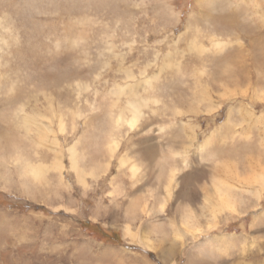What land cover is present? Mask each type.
<instances>
[{
	"label": "rangeland",
	"instance_id": "1",
	"mask_svg": "<svg viewBox=\"0 0 264 264\" xmlns=\"http://www.w3.org/2000/svg\"><path fill=\"white\" fill-rule=\"evenodd\" d=\"M147 261L264 264V0H0V264Z\"/></svg>",
	"mask_w": 264,
	"mask_h": 264
},
{
	"label": "bare ground",
	"instance_id": "2",
	"mask_svg": "<svg viewBox=\"0 0 264 264\" xmlns=\"http://www.w3.org/2000/svg\"><path fill=\"white\" fill-rule=\"evenodd\" d=\"M132 107H133V106H132ZM133 118H135V114H134ZM130 123H131V121H130ZM126 158H127V157H126ZM76 165H77V164H76ZM26 167H27V166H26ZM73 167H76V166H73ZM131 167H132V166H131ZM132 168H133V167H132ZM132 171H133V170H132ZM132 171H131V172H132ZM133 175H134V174H133ZM5 179H6V178H5ZM251 192H252V191H251ZM226 193H227V192H226ZM237 195H238V194H237ZM247 195H248V194H247ZM239 196H240V195H239ZM234 197H235V196H234ZM229 199H230V198H229ZM227 200H228V199H227ZM228 201H229V200H228ZM231 203H232V202H231ZM231 203H230V205H231ZM233 204H234V203H232V205H233ZM123 232H124V231H123ZM125 234L128 235L129 238H132V239L135 238V237H134L135 235L132 234V233H130V232H129V233H128V232H125ZM132 239H131V240H132ZM142 240H143V239H142ZM144 241H145V240H144ZM146 244H147V243H146ZM148 244H149V245H148ZM148 244H147L148 246H151V243L148 242ZM152 246H153V245H152ZM152 248H153V247H152ZM147 263H148V264H152L150 261H147Z\"/></svg>",
	"mask_w": 264,
	"mask_h": 264
}]
</instances>
